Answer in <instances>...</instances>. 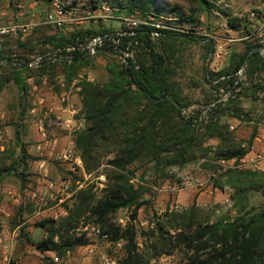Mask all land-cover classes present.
Wrapping results in <instances>:
<instances>
[{
	"label": "trees",
	"instance_id": "1",
	"mask_svg": "<svg viewBox=\"0 0 264 264\" xmlns=\"http://www.w3.org/2000/svg\"><path fill=\"white\" fill-rule=\"evenodd\" d=\"M101 1H108L122 15L139 14L142 18L158 19L163 13L174 11L181 18L185 16L178 6L167 7L158 0H95L92 9L99 8ZM195 1L198 6L191 8V15L186 18L192 19L198 10L210 9L209 0ZM90 23L52 34L47 31L55 28L39 27L24 41L9 43L8 51L16 45L23 53L17 57L0 56V93L10 82L18 87L22 119L32 106L27 77L35 76L37 82L47 77L55 84L56 76L62 75L69 86L82 69L95 65L97 53L111 54L106 63V81L82 80L79 84L81 114L86 126L73 137L86 173L105 166L103 174L107 182L102 194L97 195L93 184L82 186L74 193L72 203L66 205L65 217L37 223L44 229L45 237L34 240L25 227L21 229V236L38 251L54 252L60 259L89 243L86 232L79 233L78 228L94 223L111 241H124L119 264H151L152 259L176 251L183 253L185 264H264V203L251 205L249 196L251 192H260L264 197L262 170L232 169L225 177L215 180L216 187H232L234 216L224 215L211 221L202 217L201 209L194 205L181 212L167 211L157 215L153 227L143 233V246L137 240L134 224L139 210L150 203L146 196L151 190L146 182L135 183L137 164L149 165L148 171L167 175L174 166L184 168L205 158L203 167L211 168L215 167L212 160H239L250 151L257 124L253 125L251 137L242 139L231 129L230 120L252 121V113L243 106V98L264 99L263 56L254 52L245 64L248 85L240 83L241 89L233 90L226 101H218L216 91L233 86L237 79L235 73L244 66L247 55L259 46L240 45L231 55L229 66L218 74L205 65L203 82L208 92L203 101H193L184 94L180 83L187 64V47L201 44L207 60L213 49L210 41L148 24L129 29L117 22L120 27L116 29L114 25L102 23L99 28L87 27ZM37 33L33 39L32 34ZM98 36L103 38V44L97 53L78 49L79 43L86 45ZM67 47L75 49L68 51ZM36 49V54L31 55ZM57 51L59 54H55ZM126 52L130 55L124 56ZM37 56H42V61L30 66V61ZM226 75L230 77L220 79ZM56 88L60 89V85ZM194 102L202 104L201 107L191 109ZM16 134L20 151L10 155L0 153V182L7 175H16L26 185L32 157L19 129ZM214 139L217 144L211 145ZM9 157L11 163H7ZM122 209L130 210V221L125 226L114 222Z\"/></svg>",
	"mask_w": 264,
	"mask_h": 264
},
{
	"label": "rangeland",
	"instance_id": "2",
	"mask_svg": "<svg viewBox=\"0 0 264 264\" xmlns=\"http://www.w3.org/2000/svg\"><path fill=\"white\" fill-rule=\"evenodd\" d=\"M61 1L65 5H76L93 10L91 4L95 0ZM158 1L167 7L178 6L186 17L191 15V8L198 6L195 0ZM107 5H109L108 1H101L99 8L94 9V11L99 13L103 6ZM185 16L181 18L174 11H167L162 15L164 21L173 24L177 22L190 24L196 19L199 20L200 25L206 27L208 24V9L198 10L192 16V19ZM159 19L161 20V18ZM101 23L114 25L116 29L120 27L116 21L101 22V19H98L95 23L87 24V27L99 28ZM61 30L68 32L71 30V26L63 29L48 30L47 33L52 34ZM38 35L39 33L30 36L35 39ZM24 39L21 41H24ZM48 47L51 48L52 46L49 45ZM36 51L38 50H34L31 55H35ZM23 52V49H16L17 55ZM110 55V53H97L95 65L82 69L69 86L64 83L62 75L56 76L54 79L56 81L55 84L47 80V77H44L41 82H37V77L35 76L27 77L26 81L30 87L28 98L32 106L26 110L22 119L19 116L21 110L19 107L20 92L18 87L13 82H10L0 93V153L4 152L6 155H10L12 152L19 153L20 148L16 144V129H19L20 136L23 142L26 143L28 153L32 157L29 159L26 185H23L21 179L16 175H7L0 182V264H119V260L124 253V241H111L109 235L105 237L102 229L94 223L81 225L78 228L79 233L86 232L89 243L78 247L67 256L60 258L59 261H56L54 252L42 253L38 251L20 233L21 229L25 227V231L34 240L38 241L45 237L44 229L39 227L37 223L47 218L60 219L65 217L67 214H62V209L67 210L66 205L72 203L74 193L82 186L93 184L97 195L101 196L107 182L103 174L105 166L103 165L100 169L90 174L79 166L76 158L80 157V154L75 147V143L74 145L72 143L74 133L77 130L70 131L62 128L57 122V117L61 114L60 108L62 106L65 107L67 103H75L78 111L75 117L85 120L81 114L82 105L79 95V84L82 80H86L89 73L92 75V81L94 82L106 81L108 78L106 63L110 59ZM120 57H123V55ZM186 59L185 72L180 77L183 92L193 101H203L204 95L208 92V88L203 82V73L205 65H207L208 69L209 66L208 59L206 60L204 57L202 45H188ZM78 77L82 78L79 82H76ZM57 85H60V89L56 88ZM64 97L68 98L67 102L63 101ZM262 102L264 104V99L262 98H243V106L252 113L254 121L247 125L253 126L258 116L262 114L261 111H264V105H260ZM201 105L194 102L191 109L199 108ZM237 121L239 120L234 119L231 124L234 126ZM241 123L244 124V122ZM43 132L48 134L49 140L54 141L56 139L57 143L54 146L49 145L42 152H39L37 145L44 141ZM210 143L211 145H216L217 140H211ZM53 147L66 150L50 154L49 152ZM68 151L70 152L68 153ZM65 152L68 153V158L61 156ZM6 160L7 163L12 162L11 157ZM217 160H212V163L215 165ZM205 161L206 159L204 158L184 168L171 167L167 171V175H158L148 171L149 165H136L135 183L146 182L151 189L146 196L150 203L139 210L138 217L134 221L138 231L137 240L142 246L145 241L143 233L153 227L155 217L167 211H175L172 209L177 204L182 205L184 209H188L193 205L198 206L201 209L200 215L211 221L224 215L234 216L236 214L233 202L224 203V198L218 200V194H221L224 189L216 187L214 185L215 181L205 183V185L182 186V179L187 175L198 177L200 181L206 180V175L198 168V166L203 167ZM42 162H44V166H42ZM215 168L216 165L210 169ZM20 170H22V167ZM145 170L146 173L144 175ZM49 180L57 183V189L54 191L55 198L49 199L47 202L32 199L31 193L37 189L40 190ZM249 196L251 205L260 206L264 203V197L260 192H251ZM20 212L21 215L19 214ZM129 221L130 210L128 209H122L114 217V222L122 226H125ZM186 261L183 253L176 251L172 255H162L152 259L151 264H185Z\"/></svg>",
	"mask_w": 264,
	"mask_h": 264
},
{
	"label": "built area",
	"instance_id": "3",
	"mask_svg": "<svg viewBox=\"0 0 264 264\" xmlns=\"http://www.w3.org/2000/svg\"><path fill=\"white\" fill-rule=\"evenodd\" d=\"M1 1V0H0ZM210 9L208 10L209 19L207 26L199 24V20L192 23L177 22L176 24L164 21L162 15L161 20L155 16L142 18L139 14L122 15L119 9L112 5L103 6L102 10L97 13L89 10L87 7H79L76 5H65L61 0H51L49 3L43 0H6L8 5L7 12H0L1 16H9V21L0 23V56L11 55L17 57L16 45L8 51L11 41L23 40L27 35L35 29L42 26H51L55 29H63L70 26H82L88 22H97L98 19L106 21H117L125 28H136L142 24H148L156 28L168 29L179 33L200 36L210 41L213 49L208 57L209 70L218 74L229 66L231 55L236 49L245 43L249 45H257L264 50V0H209ZM103 12V13H102ZM125 33V32H124ZM123 34V33H120ZM157 35V33H155ZM103 44V38L98 36L90 40L86 45L79 43L78 49L88 51V54H95L98 47ZM75 47H67V50H74ZM55 54H59L58 51ZM125 53L124 56H129ZM264 58V57H263ZM42 56L35 57L30 61V66H36L42 61ZM16 63V62H14ZM233 86L228 88H220L216 91L218 101H226L232 96L233 90L239 91L241 83L243 86L248 85L245 66L238 70ZM230 76H221L220 79L229 78ZM82 78V77H81ZM81 78H76L79 82ZM86 80L92 81V75L89 73ZM217 82V81H216ZM215 82V83H216ZM80 89V86L78 87ZM64 102L68 98H63ZM207 110L203 111L206 113ZM77 106L75 103H67L65 107L60 108L57 122L62 128L70 131H79L85 128V120L77 119ZM231 129L234 127L231 126ZM43 143L37 145V150L42 152L47 146L56 144L49 140L48 134L43 132ZM243 146H246L243 144ZM70 151H68L69 153ZM68 153L61 156L68 158ZM264 159L263 153H256L249 156L247 153L241 159H219L215 161L216 168H204L198 166L200 171L206 175L205 181H200L198 177L192 175L184 176L182 179L183 187L195 185H205V183L214 182L216 179L225 177V174L232 169H256L263 170L260 162ZM77 163L83 168L81 158H76ZM200 165V164H199ZM44 166V162H42ZM84 169V168H83ZM57 189V183L49 180L45 186L31 193L32 199H39L47 202L54 199V191ZM233 191L230 185L224 187L226 196L224 203H231L230 194ZM182 205H175L172 210L182 211ZM67 210L62 209V214H67ZM104 236H108L104 234ZM59 261V258H55Z\"/></svg>",
	"mask_w": 264,
	"mask_h": 264
},
{
	"label": "crops",
	"instance_id": "4",
	"mask_svg": "<svg viewBox=\"0 0 264 264\" xmlns=\"http://www.w3.org/2000/svg\"><path fill=\"white\" fill-rule=\"evenodd\" d=\"M8 10L9 9H8V5L6 3V0H1L0 1V12H3V11L7 12ZM6 21H9V16H1L0 15V23H4ZM260 105L263 106L264 105L263 102L260 103ZM261 112H262V114L258 116V118L255 122V124H257V132H256L255 138L253 139L251 149L248 152L249 156H254V154H256V153H263L264 154V114H263L264 111H261ZM232 120H234V119H231L230 121L232 122ZM241 122H244L245 125ZM253 122H254L253 120L252 121H240L239 120L235 123L236 125L235 124H234V126L232 125V127H234V129H235L236 136L239 138H242V139H249L253 133V126H250L247 124L253 123ZM60 141H61V139H60ZM56 143H57V140H56ZM72 143L74 145V140H72ZM52 146H54V145H52ZM65 150L66 149H64V148L58 149V148L53 147L49 153L54 154L56 151L64 152ZM260 165L264 170V159L260 162ZM222 195H223V197H222ZM225 196H226V192H224L222 190L221 194H218V200L225 198Z\"/></svg>",
	"mask_w": 264,
	"mask_h": 264
},
{
	"label": "water",
	"instance_id": "5",
	"mask_svg": "<svg viewBox=\"0 0 264 264\" xmlns=\"http://www.w3.org/2000/svg\"><path fill=\"white\" fill-rule=\"evenodd\" d=\"M254 52H259V53L264 57V50H263V49H261V48H260V49H255V50L251 51V52L247 55L246 60H245V63H244V66H245V64L247 63L249 57H250ZM6 61H7V60L5 59L4 62H6ZM14 64H16V63H14ZM169 98H170L174 103H176L177 105L180 106V103L177 102L175 99H173L172 97H169Z\"/></svg>",
	"mask_w": 264,
	"mask_h": 264
}]
</instances>
